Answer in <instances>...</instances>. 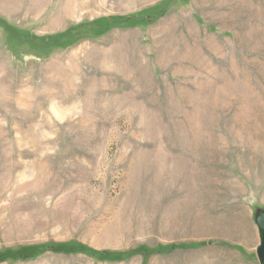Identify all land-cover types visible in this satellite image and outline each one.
<instances>
[{"label": "rangeland", "instance_id": "374dc122", "mask_svg": "<svg viewBox=\"0 0 264 264\" xmlns=\"http://www.w3.org/2000/svg\"><path fill=\"white\" fill-rule=\"evenodd\" d=\"M258 210L264 0H0V264H260Z\"/></svg>", "mask_w": 264, "mask_h": 264}, {"label": "water", "instance_id": "95a60500", "mask_svg": "<svg viewBox=\"0 0 264 264\" xmlns=\"http://www.w3.org/2000/svg\"><path fill=\"white\" fill-rule=\"evenodd\" d=\"M255 223L260 234V245L257 248V258L260 264H264V210H258L255 215Z\"/></svg>", "mask_w": 264, "mask_h": 264}, {"label": "crops", "instance_id": "0c3cea01", "mask_svg": "<svg viewBox=\"0 0 264 264\" xmlns=\"http://www.w3.org/2000/svg\"><path fill=\"white\" fill-rule=\"evenodd\" d=\"M74 9V8H73ZM31 13H36V14H40V15H43V5H42V3L40 4V6H39V10H38V12H36V11H31Z\"/></svg>", "mask_w": 264, "mask_h": 264}]
</instances>
